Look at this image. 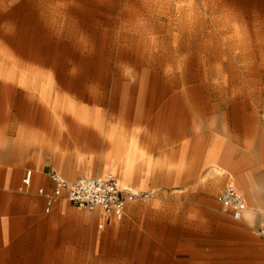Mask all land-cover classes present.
<instances>
[{
    "label": "rangeland",
    "instance_id": "374dc122",
    "mask_svg": "<svg viewBox=\"0 0 264 264\" xmlns=\"http://www.w3.org/2000/svg\"><path fill=\"white\" fill-rule=\"evenodd\" d=\"M0 78L35 95L52 87L69 168L93 162L106 176L118 132L133 185L151 195L100 228V212L46 214L37 188L18 191L29 208L0 210V264H174L181 236L206 237L175 224L232 184L256 212L243 225L264 224V0H0ZM253 171L251 191L238 179Z\"/></svg>",
    "mask_w": 264,
    "mask_h": 264
},
{
    "label": "crops",
    "instance_id": "0c3cea01",
    "mask_svg": "<svg viewBox=\"0 0 264 264\" xmlns=\"http://www.w3.org/2000/svg\"><path fill=\"white\" fill-rule=\"evenodd\" d=\"M57 109L58 99L54 101L53 89L51 97L48 98V92L42 93L41 89L35 95L27 88L0 78V210L14 211L29 208L27 205H22L28 201V198L22 199L19 194L29 171H32V184L25 189L26 193L36 188L38 191L42 188L51 191L53 184L50 176L54 173L69 181L68 172L72 173L71 178L103 177L94 176L98 169L94 167L93 162L79 164L74 169L69 168L73 158L69 157L67 149H62L58 144L63 123L53 121V114ZM74 126L82 143L92 138V152L96 153L98 149L94 144L95 133L86 132L81 123H76ZM37 135L43 136V144L36 145L31 142ZM86 173L90 175L86 176ZM36 198H41L45 212L44 199L41 196ZM192 206H194L192 210L202 209L196 206H205L211 211L199 214L187 213L186 217L180 219L181 221L175 226L179 227L182 233L189 235L195 233L206 237L201 241V238L194 240L191 237L181 236L176 248L178 251L174 255V264H264V239L258 234V230L263 229L264 224L255 221L253 226L243 225L245 216L241 220L233 218L240 224L230 223L220 212L219 203ZM59 207L66 205H57L51 214H54ZM9 213L10 216L16 217L15 213ZM215 225L220 230L214 231ZM222 227L224 234L221 235ZM251 228L254 229V233L250 232ZM214 234L218 237L212 239L208 237ZM208 241H221L225 247L220 249V252L217 248L202 244Z\"/></svg>",
    "mask_w": 264,
    "mask_h": 264
},
{
    "label": "built area",
    "instance_id": "2783aa9c",
    "mask_svg": "<svg viewBox=\"0 0 264 264\" xmlns=\"http://www.w3.org/2000/svg\"><path fill=\"white\" fill-rule=\"evenodd\" d=\"M50 180L53 184L51 191L44 188L38 191L45 201L46 214H51L59 204L89 212H100L104 218L100 228H104L106 221L109 220L122 222L130 203L151 198L149 193L121 188L112 173L104 177H84L76 181H69L54 173ZM31 184L32 171H29L21 190L25 191ZM218 202L222 211L230 214L235 220L243 219L248 208L244 194L233 184L219 195ZM258 234L264 239V228L258 230Z\"/></svg>",
    "mask_w": 264,
    "mask_h": 264
},
{
    "label": "bare ground",
    "instance_id": "6f19581e",
    "mask_svg": "<svg viewBox=\"0 0 264 264\" xmlns=\"http://www.w3.org/2000/svg\"><path fill=\"white\" fill-rule=\"evenodd\" d=\"M39 87V86H38ZM42 91V93L48 92V98L52 95V87L48 84H42L39 87ZM83 123V122H82ZM109 140L111 142V151L110 154L107 155L104 159L105 164V171L112 173L116 179L118 180V183L121 188L124 189H131L134 192H139L143 189L144 183L140 184L138 187L134 186V182L132 181L133 178V167H132V157L130 156V148L126 144V139H121L118 132H112L109 134ZM127 156L128 158L126 161L122 159L123 156ZM213 164H215V157L212 156ZM216 171L220 172L217 168ZM108 173V174H109ZM256 174V171L251 172L250 175H247L245 179L243 178L238 179V182L240 185H244L245 182L249 184L251 187V191L253 190V179L252 177ZM68 177H72V173H67ZM89 173H86V176H89ZM259 182V180L257 179ZM263 184H264V178H263ZM246 191V190H245ZM247 192V191H246ZM256 201V199H255ZM261 202L256 201V208L263 209L260 205ZM245 216L250 220L253 221L256 218V212L252 210V208L247 209L245 212Z\"/></svg>",
    "mask_w": 264,
    "mask_h": 264
}]
</instances>
